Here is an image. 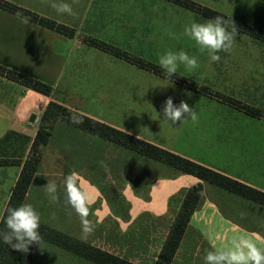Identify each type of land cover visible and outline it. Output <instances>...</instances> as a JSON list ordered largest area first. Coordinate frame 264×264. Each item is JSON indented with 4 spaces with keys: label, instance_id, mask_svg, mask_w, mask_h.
<instances>
[{
    "label": "rangeland",
    "instance_id": "obj_1",
    "mask_svg": "<svg viewBox=\"0 0 264 264\" xmlns=\"http://www.w3.org/2000/svg\"><path fill=\"white\" fill-rule=\"evenodd\" d=\"M194 1L226 14V19H238L264 30V0ZM130 14L137 16L138 22L130 23V28L122 33L110 34L112 43L126 50L120 52L128 54L133 61L138 59L160 67L161 55L167 51L183 50L197 58L199 67L189 71L180 65L175 75H182L186 81L177 83L175 79L160 76L136 61H127L125 56H122L124 60H120L112 51L115 56H112L111 70L93 74L91 70L85 69L73 75L75 84L67 90L71 103L78 106L85 104V108L105 115L110 121L123 125L142 138L185 156L188 154L189 157L217 162V165L244 177L249 168L235 169L232 165L228 167L220 162L218 164L216 159L209 156L208 151L205 155L202 150L220 142H234L229 135L243 132L242 143L251 144L254 148L242 152V159L256 162L264 156V41L238 29L233 50L230 53L219 52L220 61L213 62L206 51H200L195 41L183 35L185 26L193 22L206 23L212 18L204 17L198 11L172 0H130ZM133 27H138L136 33L131 32L134 31ZM170 33L176 34L179 39L173 38ZM0 89L4 91L5 87L0 85ZM222 93L227 98L257 108L261 115H251L230 101H223L225 95ZM11 96L18 97L19 90L13 89ZM168 97H172L176 105L182 100L186 101L196 111L198 121L194 123L188 118L183 123L172 124L164 118L161 111ZM64 126H58L50 145L45 149L43 164L32 185L27 204L33 205L40 213L41 221L81 238L80 217L66 203L63 181L72 175L78 184L79 180L84 182L87 177L97 185L101 198L90 205L88 219L95 225V230L86 240L136 262L150 264L167 231V224L158 217L143 216L133 221L128 228L126 220L115 215L124 211L122 205L114 199L121 194L126 167L131 177L130 163L137 165L142 159L131 161L130 155L117 147L106 149L102 144H96L97 152H94L91 160L89 146L79 151H74L72 146L65 148L67 141L74 143V139L78 137L81 140V136ZM86 140L90 142L88 138ZM226 154L232 157V152ZM171 170L165 167L162 172L173 173ZM258 177L264 178V175ZM47 178L58 184L59 199L56 203L50 202L45 192ZM259 185L264 187V180ZM210 186L220 190L217 196L223 204L231 200L229 196H237L213 184ZM102 199L107 204L104 208L100 207ZM94 205L101 208L98 213ZM109 208L113 216L106 215L105 210ZM123 228L129 230L122 233ZM41 246L31 264H97L46 241H42ZM198 250L200 255L210 251L206 247H196L189 243V258L194 261L190 264H205L203 256L201 262H204L201 263L199 255H195Z\"/></svg>",
    "mask_w": 264,
    "mask_h": 264
},
{
    "label": "crops",
    "instance_id": "obj_2",
    "mask_svg": "<svg viewBox=\"0 0 264 264\" xmlns=\"http://www.w3.org/2000/svg\"><path fill=\"white\" fill-rule=\"evenodd\" d=\"M8 1L71 26L75 29V35L68 36L30 20L28 24H25L23 23V17L0 8V64L50 83L54 87V97L63 104L129 131L123 125L110 121L105 115H99L89 108H85V104L78 106L75 103H71L72 101L67 90L70 86H74L75 80L73 79V75L78 74V71L88 69L95 74V72H107L112 69V56L115 55L112 51L93 43L92 39L110 44L119 51H126L112 43L110 34L122 33L124 30L130 28V23L133 22L134 24L138 22V17L130 14V0ZM53 2L70 4L75 15L58 14L51 7ZM137 29L138 27H133L134 31L131 32L136 33ZM127 53L130 52L127 51ZM122 56L125 55L117 54L115 57L124 60ZM126 60L131 59L127 58ZM130 62L136 63L133 60ZM219 74L221 73L219 72ZM0 85L5 87L4 91L0 89V138L7 131L15 130L27 134L32 139L36 132L41 113L50 97L27 88L19 82L1 74ZM15 88L19 90L18 97L11 96L12 90H15ZM32 113H35L39 117L36 123L29 122ZM64 127L76 131V134L81 136V140L76 137L74 143L67 141L65 148L72 146L74 151H79L83 147L89 146L91 160L94 152H97L96 144H102L106 149L108 147L113 149L114 147L112 143L84 132L81 129L70 126ZM129 132L137 135V133L132 131ZM53 136L45 146L44 152L50 145ZM229 136L235 141L220 142L202 151L204 154L208 151L209 156L216 159L218 164L220 162V164L222 163L228 167L232 165L235 169L249 168L245 171L244 177L241 174L234 173L229 169L217 165V162H211L201 157H190L264 190V187L259 185V183H263L264 178L258 177L259 175H264V156L256 162L243 160L242 152L249 151L254 147L251 144L242 143L241 137L243 136V132L232 133ZM226 152H232V157L227 155ZM187 157H189L188 154ZM153 166H156L155 172L160 175L149 181L147 189L143 185L135 188L129 176V169L126 167L127 172L124 175L125 178L123 177L121 195L128 204L129 217L125 219L127 227L133 221L143 216H148L163 219L165 224H167L168 230L175 210L178 207V201L171 200L172 197L180 191L202 182L201 179L191 174L175 175L171 172L163 173L162 169L165 166L161 164H153ZM105 167H107V164H105ZM13 168L15 170H12ZM19 171L20 165L0 164V217ZM38 173L35 176L34 182ZM79 173V176H81L82 173ZM3 178L5 181H3ZM78 185L86 192L90 205L96 203L95 201L101 198V192L97 185L92 180L87 179V177L84 182L82 179L79 180ZM210 185L204 183L201 203L191 215L178 252L171 264H190V262H194L190 261L189 258V243L196 247H206L211 251L213 250V246L230 247L232 239L241 236L257 241L264 239V205L239 195L229 196L231 200L223 204L217 196L220 194L218 192L220 190ZM29 195L30 191L23 204H27ZM105 205H107L105 199H102L100 207L104 208ZM94 207L96 213L101 210V208L95 205ZM110 208L108 211L105 210L106 215L113 216V211ZM128 228H123V233L127 232ZM185 249L187 250L185 251ZM198 253H195V255H199L201 262L206 253L200 255V250H198ZM201 256L203 257L201 258Z\"/></svg>",
    "mask_w": 264,
    "mask_h": 264
},
{
    "label": "trees",
    "instance_id": "obj_3",
    "mask_svg": "<svg viewBox=\"0 0 264 264\" xmlns=\"http://www.w3.org/2000/svg\"><path fill=\"white\" fill-rule=\"evenodd\" d=\"M172 1L186 8L196 10L202 16L207 18L214 19L217 15H221L225 19L228 18L226 14L209 6L199 4L194 0ZM0 8L17 14L23 18L27 17L30 21L39 23L65 35H75V29L71 26L40 15L37 12L8 0H0ZM232 20L241 31L254 35L256 38L264 41V30L251 26L238 19ZM91 41L103 48L113 51L114 53L125 55V57L130 59L128 54L120 52L111 45L94 39ZM134 61L158 74L165 75L164 71L160 67L153 66L147 62L139 61L138 59H134ZM0 74L11 80L19 82L27 88H31L50 97V100L41 113L36 132L32 139L27 134L15 130L7 131L0 138V164L20 165V171L11 189L10 196L4 207L2 216L5 215L7 208L19 207L25 202L33 185L35 176L43 163L44 148L49 143L54 131L59 125L75 127L91 135L97 136L104 141L110 142L114 145V147H117L123 150L124 153L129 154L131 161L137 162L136 159H142L140 161L143 163L137 162V165L130 163L131 181L134 183L135 188L139 185H143L147 189L149 181L157 177V175H160L155 172L156 166H153V164H161L165 167L173 169L171 170L173 173L186 172L193 174L206 183H211L236 195L264 205L263 189L243 182L216 168L210 167L176 151L158 145L129 131L97 119L87 113L71 108L54 97V87L48 82L8 68L2 64H0ZM172 78L177 82L185 83L186 81L185 77L181 75L174 74ZM205 90L208 91L207 88H205ZM224 98L232 104L244 109L251 115H261L257 108L241 103L237 100L227 98L226 96H224ZM76 121L83 122L77 123ZM203 192L204 183L199 182L180 191L172 197L171 200H176V202L178 201V207L175 210L174 217L169 224L167 233L162 242L158 245L159 247L156 254L153 255V259L150 264L172 263L188 227L191 215L201 203ZM103 193L106 195V192L103 191ZM114 200L119 202V204L124 208L122 214L115 212V215L127 219L129 217L128 204L125 198L119 194V196ZM4 228L5 226L0 223V229ZM39 231L43 237L42 241L55 244L60 248L97 264H142L125 255L110 251L85 239L76 237L44 221H41ZM118 231L120 233L119 229ZM38 247L39 245L33 244L30 246L28 253H22L12 249L7 244L0 243V264H31Z\"/></svg>",
    "mask_w": 264,
    "mask_h": 264
},
{
    "label": "clouds",
    "instance_id": "obj_4",
    "mask_svg": "<svg viewBox=\"0 0 264 264\" xmlns=\"http://www.w3.org/2000/svg\"><path fill=\"white\" fill-rule=\"evenodd\" d=\"M51 7L58 14L75 15L73 8L68 3H52ZM23 23L28 24L29 18H23ZM173 38L179 39L174 33ZM183 35L188 36L201 52H207L210 60L219 62V52L230 53L233 50L238 28L233 20L225 19L217 15L206 23L193 22L185 26ZM180 65L185 66L189 71L199 67L198 60L187 52L167 51L159 57V66L167 78H172L178 72ZM161 114L172 124L184 122L190 118L194 123L198 121V115L194 108L186 101L179 105L174 104L173 98L168 97L164 103ZM82 123L83 121H76ZM45 192L50 202H58V184L55 180L47 178ZM64 189L66 203L70 205L80 217L82 225V239L92 234L95 225L88 219L90 202L85 191L74 181L72 175L65 177ZM0 223L5 228L0 229V243L9 245L12 249L22 253H28L30 246L39 245L43 237L39 231L41 227V215L31 204H22L19 207H9L4 216L0 217ZM205 264H264V239L255 240L247 237L233 238L230 247H216L208 251L204 257Z\"/></svg>",
    "mask_w": 264,
    "mask_h": 264
},
{
    "label": "water",
    "instance_id": "obj_5",
    "mask_svg": "<svg viewBox=\"0 0 264 264\" xmlns=\"http://www.w3.org/2000/svg\"><path fill=\"white\" fill-rule=\"evenodd\" d=\"M38 116L35 113H32L30 118H29V122L33 123L35 122V120H38Z\"/></svg>",
    "mask_w": 264,
    "mask_h": 264
}]
</instances>
